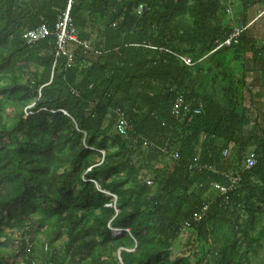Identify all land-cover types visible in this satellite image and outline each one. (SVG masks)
Segmentation results:
<instances>
[{
  "label": "trees",
  "instance_id": "16d2710c",
  "mask_svg": "<svg viewBox=\"0 0 264 264\" xmlns=\"http://www.w3.org/2000/svg\"><path fill=\"white\" fill-rule=\"evenodd\" d=\"M256 4L0 0V264H264L250 258L264 245V135L245 132L235 84L227 104L201 90L209 60L220 71L216 57L242 50L244 31L217 45ZM67 7L91 50L71 43V63L54 64ZM41 24L48 36L29 42ZM178 95L189 120L170 113ZM186 229L206 254L173 253Z\"/></svg>",
  "mask_w": 264,
  "mask_h": 264
},
{
  "label": "crops",
  "instance_id": "0c3cea01",
  "mask_svg": "<svg viewBox=\"0 0 264 264\" xmlns=\"http://www.w3.org/2000/svg\"><path fill=\"white\" fill-rule=\"evenodd\" d=\"M241 51L221 53L218 60L225 63L222 69H214L215 61L209 60V68L201 90L207 91L214 99L229 101L232 86L236 85L238 106L246 109L250 123L245 127L246 133L254 136L264 135V4L253 5L245 13V29ZM217 61V62H218ZM214 73H221V80L214 79ZM213 82V81H212ZM145 180H150L147 177Z\"/></svg>",
  "mask_w": 264,
  "mask_h": 264
},
{
  "label": "built area",
  "instance_id": "2783aa9c",
  "mask_svg": "<svg viewBox=\"0 0 264 264\" xmlns=\"http://www.w3.org/2000/svg\"><path fill=\"white\" fill-rule=\"evenodd\" d=\"M245 26H234L229 33V35L220 43H218L217 47L222 46H229L231 44H237L239 41V37L241 33L244 31ZM26 38L29 42H35L40 39H44L48 36V29L45 25L41 24L40 26H37L33 30H30L26 33ZM73 44H79L82 45V47L86 50H91L90 45L87 42H79L76 35V29L71 23V20L68 15V7L66 8L64 14L61 18L58 19L57 23L55 24V39H54V64L55 60L60 56H65L67 59V64L71 63L72 60V53L68 50V46ZM185 64H188L189 61L187 59H184ZM53 64V65H54ZM188 106L184 102V98L182 95H178L175 97L170 113L175 118H186L187 120L190 119V115H188ZM198 110L195 109L194 113H197ZM115 117H116V129L119 132H125L127 130L128 123L126 121V118L120 110L116 109L114 111ZM225 152L223 151V154ZM174 158H177V154H174ZM255 165V158L252 154H249L244 161V168L250 169ZM228 180L229 184L227 186L214 184V188L217 190L219 194H225L227 191H229L235 183H237L238 178L234 177L231 173H228ZM145 183L147 185L151 184L150 180H145ZM108 197L114 202L115 196L108 194ZM106 207H113L112 204H106ZM207 211V204H204L200 209L192 213V219L199 221L201 220ZM119 230H113V235H119Z\"/></svg>",
  "mask_w": 264,
  "mask_h": 264
},
{
  "label": "rangeland",
  "instance_id": "374dc122",
  "mask_svg": "<svg viewBox=\"0 0 264 264\" xmlns=\"http://www.w3.org/2000/svg\"><path fill=\"white\" fill-rule=\"evenodd\" d=\"M190 232H191L190 230L188 231L186 229V231H183L182 235L173 243V246H172L173 253L177 254L181 251H184L187 248H191L195 246V249L200 256L206 254V251L208 250V246L204 244L202 241L196 242L195 236L194 235L192 236V233ZM187 243L189 245L188 247L186 246ZM250 258L255 263L263 262L264 261V245H263V249L259 251V254L257 255V257H250Z\"/></svg>",
  "mask_w": 264,
  "mask_h": 264
}]
</instances>
